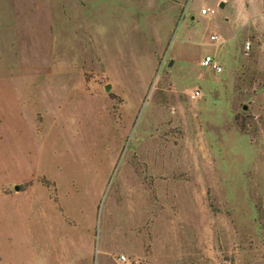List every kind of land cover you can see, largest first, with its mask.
I'll list each match as a JSON object with an SVG mask.
<instances>
[{"label":"rangeland","instance_id":"1","mask_svg":"<svg viewBox=\"0 0 264 264\" xmlns=\"http://www.w3.org/2000/svg\"><path fill=\"white\" fill-rule=\"evenodd\" d=\"M0 17L12 185L44 158L72 171L97 264H264V0H0Z\"/></svg>","mask_w":264,"mask_h":264},{"label":"crops","instance_id":"2","mask_svg":"<svg viewBox=\"0 0 264 264\" xmlns=\"http://www.w3.org/2000/svg\"><path fill=\"white\" fill-rule=\"evenodd\" d=\"M3 34L0 19V37ZM3 51L1 41V62ZM0 162L4 164L0 169V264H97L96 221L93 214L90 219L82 217L85 209L76 198L80 187L75 174L54 171L51 159L44 158L39 169L19 174L20 179L31 181L16 187L5 170L6 142L0 144ZM102 178L93 194L90 217L106 175Z\"/></svg>","mask_w":264,"mask_h":264},{"label":"built area","instance_id":"3","mask_svg":"<svg viewBox=\"0 0 264 264\" xmlns=\"http://www.w3.org/2000/svg\"><path fill=\"white\" fill-rule=\"evenodd\" d=\"M207 13H212V9L204 8V9L200 10V14H202V15L207 14ZM209 39L214 44L218 43L216 36H210ZM242 48H243V53L244 54L247 53V50L249 49V42H245L243 44ZM199 66L202 67V68H205V69H209V70H211L214 73H219L221 71V68L218 65V63L216 62V60L213 57L209 56V55L203 56L200 59ZM196 95H197L196 92H192V94H190V97L193 99ZM115 261L118 264H124V263H126V258L123 255H119V256L115 257Z\"/></svg>","mask_w":264,"mask_h":264},{"label":"water","instance_id":"4","mask_svg":"<svg viewBox=\"0 0 264 264\" xmlns=\"http://www.w3.org/2000/svg\"><path fill=\"white\" fill-rule=\"evenodd\" d=\"M106 89H107V87H106Z\"/></svg>","mask_w":264,"mask_h":264}]
</instances>
